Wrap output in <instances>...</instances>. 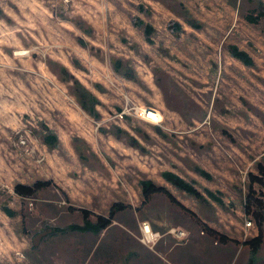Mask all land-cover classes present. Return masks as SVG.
<instances>
[{"label":"rangeland","instance_id":"obj_1","mask_svg":"<svg viewBox=\"0 0 264 264\" xmlns=\"http://www.w3.org/2000/svg\"><path fill=\"white\" fill-rule=\"evenodd\" d=\"M260 11L264 0H0V264H264V242L244 243L264 237L253 212L264 187L251 177L264 166V15L247 18ZM47 179L57 186L34 197L15 191ZM144 180L187 208L160 192L146 200ZM116 202L127 207L110 226L81 228L78 207L108 216ZM145 220L163 233L154 247L141 240Z\"/></svg>","mask_w":264,"mask_h":264},{"label":"trees","instance_id":"obj_2","mask_svg":"<svg viewBox=\"0 0 264 264\" xmlns=\"http://www.w3.org/2000/svg\"><path fill=\"white\" fill-rule=\"evenodd\" d=\"M264 15L263 11H260L259 14L254 15V14H248L247 18L252 21V22H258L260 18ZM194 20V19H193ZM190 23L193 26L199 27L200 24L194 23L193 21H190ZM153 27L152 25H147L146 30L148 33H151ZM233 54L244 61L247 64H252L253 63V58L252 56L245 50L239 49V48H234L233 49ZM66 72V69H64ZM126 75L130 78H136V74L132 69H126L125 70ZM72 78V77H71ZM75 92L78 96L79 102L81 106L89 111L90 113H95L96 112V103H97V98L94 97L92 92H90L78 79L75 81L74 85ZM48 130H50V134L46 135L45 140L48 144L54 145L58 142V136L54 133H52V129L48 127ZM259 172L262 174V176L251 173L252 177V184L255 182H259L261 184V187H264V166L260 164L259 167ZM168 178L172 180L174 183L186 188L188 191L191 193L195 194L196 196H199L200 193L194 187L192 184L184 181L180 176L175 175L174 173H168ZM50 186H57L56 182L53 179H47V180H38L34 182L33 184H26V183H18L15 186V191L21 196V197H34L39 191L45 190L49 188ZM165 193L166 195L169 196V198L181 205L184 208H187L171 191L170 189L165 186V185H160L156 184L152 181L149 180H144L143 181V193L146 198V200H149L155 193ZM257 196V205L258 209L253 210L256 218L260 220V223L264 221V201ZM250 199V198H249ZM127 205L123 203L116 202L110 211V214L104 215V214H98L94 213L92 210L86 208V207H78V210L82 212L84 218L87 220V223L85 226H81L82 229H88V228H93V229H104L110 226L115 217L116 214L119 210H122L126 208ZM252 205L251 203L247 202L246 204V211L251 212L252 211ZM95 216V221L94 223H91L92 217ZM204 227H207L204 225ZM221 240L222 241H228L229 238H227L224 235H221ZM264 242V237H263V231L261 230L258 235L251 237L249 239H245L244 243L249 244L252 248L257 249L259 248Z\"/></svg>","mask_w":264,"mask_h":264},{"label":"built area","instance_id":"obj_3","mask_svg":"<svg viewBox=\"0 0 264 264\" xmlns=\"http://www.w3.org/2000/svg\"><path fill=\"white\" fill-rule=\"evenodd\" d=\"M134 109L136 115L141 117L146 121H150L152 123H161L163 121L164 115L159 110L154 108L155 115L151 116L150 111H148L147 106H135ZM150 110V109H149ZM156 116L157 118H155ZM27 139L24 135H21L18 140L19 145L26 144ZM141 233H142V242L149 247H154L155 244L163 237V233L158 230H155L152 226V223L149 220H145L141 223ZM256 228V223L253 219L249 218L245 221V236L248 237L252 231V229ZM168 234L175 237L179 242L187 241L189 238V231L181 228V227H172L167 232Z\"/></svg>","mask_w":264,"mask_h":264},{"label":"water","instance_id":"obj_4","mask_svg":"<svg viewBox=\"0 0 264 264\" xmlns=\"http://www.w3.org/2000/svg\"><path fill=\"white\" fill-rule=\"evenodd\" d=\"M148 108H154V107H152V106H148ZM52 230H53L52 228H49V229H46V230L42 231L41 233H39V234L35 237V239H34V243H35L36 245H39V243H40V241L42 240V238H43L45 235L51 233Z\"/></svg>","mask_w":264,"mask_h":264},{"label":"bare ground","instance_id":"obj_5","mask_svg":"<svg viewBox=\"0 0 264 264\" xmlns=\"http://www.w3.org/2000/svg\"><path fill=\"white\" fill-rule=\"evenodd\" d=\"M150 109V110H149ZM148 111H150V115L151 116H153V115H155V112L156 111H154V108H148ZM155 118H157L156 116H154Z\"/></svg>","mask_w":264,"mask_h":264},{"label":"crops","instance_id":"obj_6","mask_svg":"<svg viewBox=\"0 0 264 264\" xmlns=\"http://www.w3.org/2000/svg\"><path fill=\"white\" fill-rule=\"evenodd\" d=\"M241 246H242V247H247V245H245L244 243H241Z\"/></svg>","mask_w":264,"mask_h":264}]
</instances>
